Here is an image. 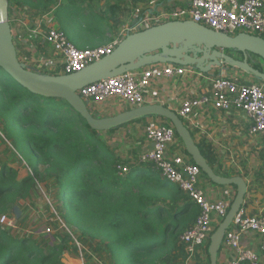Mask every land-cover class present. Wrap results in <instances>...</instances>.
Listing matches in <instances>:
<instances>
[{"label": "trees", "instance_id": "obj_1", "mask_svg": "<svg viewBox=\"0 0 264 264\" xmlns=\"http://www.w3.org/2000/svg\"><path fill=\"white\" fill-rule=\"evenodd\" d=\"M66 1L67 4L59 0H8L9 14L12 9L36 11V16L64 13L60 29L66 34L75 31L85 46L83 49H87L95 47L88 45L89 39L79 33L81 30L96 36L101 46L105 44L100 36L104 33L101 26L107 14L118 19L128 12L108 5L105 13L98 14L90 8L92 12L86 14L83 10L85 0ZM158 1L165 3L166 0ZM9 19L12 28L10 16ZM14 42L22 62V46L15 38ZM31 68L45 75H60L42 72L34 65ZM145 120L146 117H142L108 132L115 133ZM163 121L162 124L173 128L169 121ZM0 124L34 176L40 175L41 165L54 174L66 225L102 246L113 264H185L187 251L181 238L194 227L200 208L178 186L164 181L151 165H135L133 158L118 156L102 132L92 130L69 104L31 93L1 68ZM176 138L190 158L177 133ZM198 147L217 175L242 176L222 172L215 156L201 145ZM21 150L25 155L30 152L28 161ZM191 162L194 163L192 159ZM128 165L130 172L121 175L120 168ZM32 174L19 179L17 170L3 165L0 168V204L4 201L15 204L26 198L32 189V184H28L34 179ZM203 177L210 181L204 173ZM233 188L236 191V187ZM247 206L245 202L243 208ZM209 245L210 242L205 247L207 263L193 260L187 264H210ZM62 252L63 248L58 246L45 250L34 240L16 239L0 232V264H60Z\"/></svg>", "mask_w": 264, "mask_h": 264}, {"label": "built area", "instance_id": "obj_2", "mask_svg": "<svg viewBox=\"0 0 264 264\" xmlns=\"http://www.w3.org/2000/svg\"><path fill=\"white\" fill-rule=\"evenodd\" d=\"M145 13L133 24L120 30L119 36L113 41L92 49L78 48L57 28L50 27L45 34L38 35L60 58V75L80 72L111 55L128 33L140 32L172 21H192L229 36L246 33L264 38V0H189L181 7H148ZM41 31L36 27L33 33ZM176 78L200 81L207 86L205 93L197 94L199 91L196 90L193 97L179 102L175 112L184 121L193 117L196 111H203L207 107L223 113L241 112L249 122L250 135L264 138L263 84H242L238 78L204 74L190 66L151 65L84 87L78 91V95L91 108V113L96 115L100 112V107L109 102L119 108L134 109L147 105L148 93L155 82L172 81ZM144 135L150 147L139 155L138 163L151 165L164 181L178 186L200 208L201 213L194 227L181 238L189 256L194 257L201 248L209 244L215 231L214 224H220L227 216L234 200V188L226 187L218 199L208 197L202 186V170L182 156H169L170 146L177 140L172 127L156 120L150 121L145 126ZM130 170L128 166L120 168L121 175L128 174ZM14 223L7 214L1 215L0 229L5 234L10 236V228L14 227ZM61 226L75 243L83 263L85 249L78 236L66 223L62 222ZM44 231L51 233L49 228H44ZM246 238L251 239L254 247L244 244ZM222 247L235 254L230 264H264V213L251 215L242 208L226 231Z\"/></svg>", "mask_w": 264, "mask_h": 264}, {"label": "water", "instance_id": "obj_3", "mask_svg": "<svg viewBox=\"0 0 264 264\" xmlns=\"http://www.w3.org/2000/svg\"><path fill=\"white\" fill-rule=\"evenodd\" d=\"M225 51L240 53L243 60H237L224 53ZM247 54L264 61V38L246 33L229 36L192 21H172L140 32L128 33L111 55L80 72L45 75L18 59L9 19V2L0 0V68L15 82L33 94L63 100L92 130L98 132H108L142 117L165 119L172 124L194 164L212 183L221 187H236V195L227 216L211 236L210 264H218L226 231L245 204L248 191L245 179L241 176L217 175L182 118L164 104L144 105L115 116L101 118L93 116L78 91L94 83L155 64L190 66L204 74L214 70L221 74L230 67L252 75L258 82H264V74L249 64Z\"/></svg>", "mask_w": 264, "mask_h": 264}, {"label": "rangeland", "instance_id": "obj_4", "mask_svg": "<svg viewBox=\"0 0 264 264\" xmlns=\"http://www.w3.org/2000/svg\"><path fill=\"white\" fill-rule=\"evenodd\" d=\"M85 1L88 3L89 0ZM123 2L124 5L120 8L128 10L127 16L119 17L118 19H112L109 16L110 14H107L106 21L101 26V31L103 30L105 32L114 34L113 31L118 29V27L122 26L124 23H127L133 18H141L144 14H146L145 11L148 7L155 6L159 3V1L156 0H123ZM59 3L67 4L68 1L59 0ZM93 5L96 9L99 8L97 10L98 12L96 9H92L93 12H97L98 14L105 13L107 10L99 7L100 4L98 2H94ZM86 6V4L83 6L84 13L87 12L85 11ZM55 10L56 8L53 11ZM34 14L35 13L32 12V14L30 13L29 15V13L19 11L17 9H12V12L9 14L14 26L13 33L16 35L15 41L18 43V45L20 40L27 38L26 36L30 34L29 30H32L33 28L37 27L38 30H42L37 34H45L47 29L50 27L60 29V21L64 19L63 15L65 16L64 13H61L59 16L55 15L54 13L39 16ZM116 15L118 16L119 13ZM111 21H113L112 25L110 23ZM77 31L79 30L77 29ZM105 32L100 35L102 39H110L107 37ZM79 33H81V31ZM34 34L37 35L36 33ZM237 34L239 33H236L235 35ZM66 36L78 48L83 49L85 47L84 44L80 43V36L79 34H76L75 31H70L68 34H66ZM83 36H86L89 41H91L88 45L98 46V40H96V36H89L87 34H84ZM39 41L41 40L38 39V42ZM27 45L28 50L21 51V56L23 54H27L29 52V48L31 50V46L29 44ZM43 47H41L42 52L40 54L41 56L44 54L46 56H43L42 58H44L46 61L51 59L53 62L57 63V67L54 70H50V66L45 63L46 66H41V64H39L38 69L42 72H48L50 74H62V70L58 67L60 58L56 54L50 52V50H48L44 45ZM38 51L40 50L38 49ZM254 58L256 60L260 59L258 57ZM33 64L34 63L32 62L26 63V65L30 67ZM239 72H241V70H239ZM227 77L230 78L229 76ZM251 80L252 81H247V83H260L255 79ZM89 109L91 110L90 107ZM99 117L104 118L102 116ZM155 118L156 117H146L145 121H148L149 119H151V121H155ZM160 120L161 121L158 122H164L163 119ZM145 126L146 122L140 126L131 124L129 127L122 128L115 133L102 132V135L108 142L109 146L115 150V153L118 156L122 157L123 159H128L129 157L133 158V163L136 165L138 163L140 151H142L138 150L137 148L141 147L145 140ZM230 141L234 142L235 140L233 139ZM128 148H131V150ZM21 152L23 153L22 150ZM29 156H31L30 152L26 153V155L24 154V159L28 161ZM218 159L226 168L231 167V171L236 172L238 170L240 173L242 172L241 174L244 176L245 181L251 189V199L248 201L250 207L249 212L251 215H259L264 213V138L256 137L253 139L252 144L247 146V150H242V152L237 151V153L234 154L228 153L225 155H218L217 160ZM3 165L17 170L19 179L26 178L32 174L26 162L22 160L21 156L17 152L15 144L8 137L3 125L0 124V168ZM128 167L131 166L128 165ZM228 171L229 170L226 169V172ZM32 177H34L33 181L28 183L29 186L32 184V189L26 198L19 199L15 204H10L8 201H4L0 204V217L2 214H7L15 222L14 227L10 228V236L16 239L23 238L34 240L45 250H48L49 246H58L63 248V252L60 255V264H113L109 254L104 248H102V246H99L97 242H93L90 239L82 236L76 228L71 227L78 236L79 242L85 249L84 260L83 263H81V258L77 253L75 243L68 238L66 231L61 226L62 222L67 224V221L65 219V211L63 208H61L60 198L57 195V190L54 185V174L49 172L47 167L41 165L40 175L38 177L33 175ZM202 178L203 181H207L206 178ZM209 182L212 185H215L211 181ZM221 188L222 190L225 189V187ZM233 190L235 192L234 195H236L235 189ZM218 225H216V223L214 224L215 229L218 227ZM44 228H49L51 233L44 231ZM3 231L4 230L1 228L0 232ZM186 255L187 260L184 261L185 264H187L188 260L206 263L208 262L205 248H201L194 257H190L187 252Z\"/></svg>", "mask_w": 264, "mask_h": 264}, {"label": "crops", "instance_id": "obj_5", "mask_svg": "<svg viewBox=\"0 0 264 264\" xmlns=\"http://www.w3.org/2000/svg\"><path fill=\"white\" fill-rule=\"evenodd\" d=\"M94 2H98L100 4L99 7H101L102 9H107L108 5H112L117 8L123 7L124 5L123 0H101V1L89 0L88 3H85L87 5L85 9V11H87L86 14H90L92 12L90 8L94 10L96 9L93 5ZM188 2L189 0H166L165 3H158L155 6L158 8H165L168 6L181 7L187 4ZM98 9H96V11ZM19 11H22V10L19 9ZM23 12H26V11H23ZM27 13H29V15L30 13L32 14V12H27ZM33 13L36 14V11H34ZM136 20L137 18H133L127 23H124L122 26L118 27V29L113 31L114 34L103 31L105 32L107 37L110 38V39L108 38L104 39V43L113 41L115 38L119 36L120 30L133 24ZM110 23L112 25L113 21H111ZM12 29H13L12 32H14V26L12 27ZM34 30L35 28H33L32 30H29L30 34L26 36L27 38H24L19 41L20 42L19 44L22 46L20 51L28 50L27 44L31 46V50H32L31 52L29 48V52L27 53L28 55L23 54L21 56L22 62H25V64L27 62L29 63L32 62L34 63L33 65L37 67H39V64H41V66H46V64H48L50 66L49 67L50 70L56 69L57 67L56 62H53L51 59L46 61L44 60V58H42L43 56H46L45 54L42 56L40 54L42 52L41 47H43V45L48 50H50V52L52 53L54 52L50 49L48 45L45 44L43 38L40 37V35L38 34L35 35L33 33ZM81 34L83 35L87 34L89 36H92V33H90L89 31H86L85 29L81 30ZM15 37L16 35H14V38ZM19 37H20V33H19ZM38 39H40L41 41L38 42ZM97 42H98L97 44L100 45V41L98 40ZM91 47L96 48L97 46L94 45ZM38 49L40 51H38ZM87 49H92V48H87ZM58 67L60 68V61L58 63ZM210 74L225 75L231 78H238L240 79L242 84H247V81H252L248 77L247 79H245L244 73H240L237 71L235 72L232 70L223 71L221 74L219 73V71L214 70ZM196 90L199 91L197 92V94H203L206 92L205 90H207V86L205 85V83H201L200 81H195V80L190 81V80H186L182 78H176L175 80H172V81L155 82L150 92L148 93L146 104L147 105L164 104L166 107L170 108L171 110L176 111V109L179 107V102L184 98L193 97L194 94H196ZM127 110H130V108H119V107H116L112 102H109L100 107V112L97 114V116L99 115L105 118L109 116L118 115ZM160 119L162 118H155L156 121H161ZM149 121H151V119L146 121V125L148 124ZM185 123L188 129L191 131V134H192V137L195 143L197 145H201L203 149L213 154L216 159L218 155H225L228 153L234 154V153H237V151L242 152V150H247V146H250L252 144L253 139H255L256 137L262 138L261 136H251L250 135L249 122L246 119L245 115L241 112L223 113V112L211 110L209 107H207L203 111H199V110L196 111L193 117H191L189 120H185ZM141 124H136V126H140ZM233 139L235 141L231 142L230 140H233ZM142 144L143 145L141 147L137 148L138 150H142L140 151V154L145 149H148L150 147L146 139L144 140ZM128 149L131 150V148H128ZM169 156L170 157L182 156V158H184L186 161L191 160L188 156L185 155L183 148L178 143V140H176V142L170 146ZM219 159L217 161H218V165L221 166L222 172L229 173V174H241L242 173V172L240 173V171L238 170L236 172L231 171V167L226 168L221 162L222 160L220 159L221 160L220 161ZM226 169H228L229 171L226 172ZM202 183H203V187H204V191L206 195L212 199L220 198L223 191L225 190V189L222 190L221 186L212 185L208 180L203 181V178H202ZM250 199H251V189L249 188V185H248V191H247L246 200H245L248 206L245 208V210L249 214H251L249 212L250 207H249V202H248ZM244 244L250 247H254V243L251 241L250 238H246V240L244 241ZM234 257H235L234 252L224 249L221 251L220 255L218 256V264H230V262L234 259Z\"/></svg>", "mask_w": 264, "mask_h": 264}, {"label": "flooded vegetation", "instance_id": "obj_6", "mask_svg": "<svg viewBox=\"0 0 264 264\" xmlns=\"http://www.w3.org/2000/svg\"><path fill=\"white\" fill-rule=\"evenodd\" d=\"M224 53L229 54L230 56H232L233 58H235L237 60H243V55L240 54V53H237V52H234V51H225ZM254 57L255 56H253V55L247 54V58H248L249 64L252 67H254L256 70H259L260 72H262L264 74V61L262 59L256 60ZM228 68H229V70H232V71H235V72L236 71L239 72L238 69H232L230 67H228ZM240 73H244V72L241 70ZM244 74H245L244 75L245 79H247V77L249 79H255L252 75H247L246 73H244ZM260 83L264 85V82H260Z\"/></svg>", "mask_w": 264, "mask_h": 264}]
</instances>
